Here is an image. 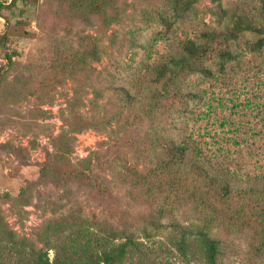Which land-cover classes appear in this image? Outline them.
Masks as SVG:
<instances>
[{"label": "rangeland", "instance_id": "rangeland-1", "mask_svg": "<svg viewBox=\"0 0 264 264\" xmlns=\"http://www.w3.org/2000/svg\"><path fill=\"white\" fill-rule=\"evenodd\" d=\"M10 3L0 0V37L6 35L0 43V218L4 230L30 249L42 247L39 228L56 216L77 211L112 223L129 218L130 230L146 246L155 244L156 248L159 243L163 259H182L171 243L177 233L172 223H189L183 221L186 217L182 211L187 209L174 203L162 205V199L157 203L136 200L130 194L136 190L128 182L120 185L124 177L131 178L138 170L147 173L153 163L139 155V149L145 154L147 149L145 124L126 130L121 121H113L116 96L104 86L111 79L115 85H125L132 73L181 38L231 28L238 15L257 20L260 0H191L180 17L174 16L164 0H108L110 18L105 21L100 15H92L91 24L74 17L69 0ZM218 8L225 11L222 16L216 13ZM158 13L170 23H161ZM257 36L242 30L232 46L239 49L238 45L244 47ZM130 37L139 44L129 45ZM91 45L98 47L100 60L91 62L90 71L69 76L63 68L51 66L56 56L80 58ZM5 54L11 56V62ZM249 57L242 55L239 63L227 64L218 79L200 78L198 74L187 79L206 89L201 101L189 102L206 115L197 122L200 133H204L203 138H197L205 141L207 153L215 154L221 166L239 174L264 169V97L252 95H261L264 90V76L255 73L263 58ZM146 91L144 88L141 94ZM10 94L14 98L8 97ZM105 119L108 124H100ZM81 121L94 122L95 126L74 131L72 127ZM64 132L72 137V164L99 150L96 171L113 178L111 187L90 188L80 181L58 183L50 176L40 181L43 166L69 168L53 157V144ZM109 160H115L110 167L104 162ZM160 205L164 209L161 226H147L144 232L138 213ZM213 233L222 239V264H264V258L253 254L249 235L218 229ZM5 237L1 230L2 244ZM48 255L51 259L53 252L49 250Z\"/></svg>", "mask_w": 264, "mask_h": 264}, {"label": "trees", "instance_id": "trees-1", "mask_svg": "<svg viewBox=\"0 0 264 264\" xmlns=\"http://www.w3.org/2000/svg\"><path fill=\"white\" fill-rule=\"evenodd\" d=\"M35 1L11 0L10 6ZM69 1L74 17L86 24H91L92 15H100L105 21L111 16L107 13L108 0ZM164 1L170 5L175 17L182 16L191 3V0ZM260 2L257 20L238 15L231 28L204 30L196 37L181 38L168 51L132 73L125 85H115L116 81L111 79L108 86H104V90H110L116 96L113 121H121L126 130L145 124L147 149L146 154L145 150L139 149V155L153 163L147 173L138 170L131 178L124 177L120 185L128 182L136 190L130 193L136 200L157 203V199H162V205L174 203L187 209L182 211L186 217L183 221L190 220L189 223L178 220L172 223L177 233L171 243L182 259H163L165 255L159 243L156 248L155 244L146 246L130 230L129 218L112 223L105 219H90L75 211L43 222L37 233L42 247L30 249L24 244L19 245L13 233L4 230L0 218V231L6 234L5 243L0 240V264H222V239L213 233V229L249 235L253 254L258 259L264 258V169L239 174L221 166L215 154L207 153L203 146L205 141L197 138L204 136L200 133L201 126L197 125L204 114L198 107L189 105L190 101H201L206 89L201 83L187 81L194 74L200 78L218 79L226 71L227 64L239 63L240 56L247 54L250 57L261 55L263 62L255 73L264 76V0ZM223 12L216 9L218 15L222 16ZM158 17L161 23H170L163 13H158ZM242 30L255 32L258 36L254 41H246L244 47L238 45L239 49H235L232 43ZM5 38L6 35H1L0 43ZM128 41L131 46L139 44L135 43L134 37ZM97 52L98 47L91 45L80 58L56 56L51 66L61 67L69 76H76L78 72L93 69L91 62L100 60ZM4 56L11 62L9 54ZM143 86L147 90L145 94H141ZM252 95L263 98L264 90L261 95L255 92ZM101 123L108 124L106 119ZM92 126H95L94 122L81 121L72 129L79 131ZM71 139L64 132L53 144L54 159L64 161L69 168L59 170L43 166L40 181L50 176L58 183L80 181L90 188L111 187L113 178L96 171L100 161L98 149L72 164L69 158L73 149ZM236 141L240 143L238 139ZM104 162L110 167L115 160ZM138 193L143 197H136ZM5 197L9 198L7 194ZM163 210L160 205L157 209L138 213L144 232L147 226H161ZM49 250L53 252L51 259Z\"/></svg>", "mask_w": 264, "mask_h": 264}]
</instances>
